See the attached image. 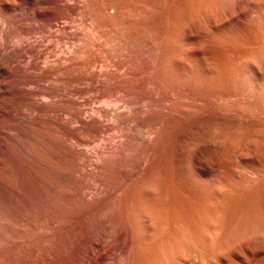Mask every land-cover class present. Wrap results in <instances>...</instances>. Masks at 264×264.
<instances>
[{
    "label": "bare ground",
    "instance_id": "bare-ground-1",
    "mask_svg": "<svg viewBox=\"0 0 264 264\" xmlns=\"http://www.w3.org/2000/svg\"><path fill=\"white\" fill-rule=\"evenodd\" d=\"M252 1L185 0L174 19L166 11L156 16L151 39L131 37L114 52H94L78 27L79 20L90 23L91 13L76 0H0V204L10 207L17 195L16 173L9 178L14 171L29 172L37 183L39 171L57 176L38 156L50 124L64 136L87 134L92 145L89 156L82 152L87 163L80 166L73 201L85 234L77 243L81 264H264L263 237L241 249L224 246L235 231L264 234V184L204 180L214 137L226 141L253 128V107L264 117V32L242 22ZM207 16L214 19L209 25L201 20ZM214 47L227 49L230 58L214 59ZM81 49L87 60L79 58ZM170 122L178 124L173 135ZM207 122H218L222 133L206 131ZM190 146L196 148L194 166ZM232 149L222 155L224 164H249ZM160 166L171 170L173 188L191 198L192 223L170 205L137 206Z\"/></svg>",
    "mask_w": 264,
    "mask_h": 264
},
{
    "label": "rangeland",
    "instance_id": "rangeland-1",
    "mask_svg": "<svg viewBox=\"0 0 264 264\" xmlns=\"http://www.w3.org/2000/svg\"><path fill=\"white\" fill-rule=\"evenodd\" d=\"M158 1L157 0H76V4H78L77 5L78 7L84 9L86 8L91 13L88 17L89 19L91 18L89 20L90 23H88V21L86 23L89 26H85L86 24H84L83 22L82 24L80 20L78 21V25L80 24L78 26L80 31L79 34L81 33L80 35L82 36H85V34L88 35V37L86 35L85 38L86 37L87 39L89 38L88 40H90L89 41L90 43L92 42L91 43L92 47L94 45L93 47L94 52H106V51L114 52L116 48L120 47V45L122 44L121 42L123 40L126 41V39L131 37L138 36L140 38L143 37L142 40H144V38L146 40H149L153 37L152 36L154 34L153 30L155 29L154 26H156V22L160 17L159 15H161L162 12L165 13L166 11L165 14L166 15L168 14L167 15L168 19H174V17L178 16V12H179L178 6L181 7V5L185 0H162L161 6H160V2ZM256 1L258 2L260 0H256ZM256 1H252V2L256 3ZM253 3H251L252 5L250 4L248 5V7L250 6L251 7L246 10L244 15L245 19L243 18L244 21L242 20V22H244V24L247 23V25L245 24L246 26L248 25L254 26V24L256 23L255 27L256 26L257 28L259 27V30L261 32H264V9H263L264 1H261V3L258 2V4L256 3L257 6L256 4L253 5ZM163 6H165L166 8H164ZM160 8L162 9L160 10ZM157 12L159 13L157 14ZM213 15L211 16L208 15V16L214 18ZM156 16H158V18ZM256 16L258 18H256ZM210 17H208L207 19L206 17H203L205 19L201 18V20H206V22L208 21L207 24L209 25V23H211L214 20V19L212 20V18ZM250 17L251 19L256 18L255 22L250 21L251 20L249 19ZM257 19L259 20L261 19V20L259 21ZM248 21H250V23ZM252 22L254 24H252ZM262 22L263 24L261 25L260 23ZM81 25L82 27H80ZM83 25L85 26V28ZM88 28H90V30ZM150 30H152V32ZM262 44L261 46H264V41ZM198 47L200 48V46ZM126 49L128 50V48ZM227 51L228 50L224 48L214 47L212 48V53L214 55L213 54L212 55L214 59L218 58L216 60H224V57L225 59H228L230 57ZM79 52H81V54H79V58L83 60H87L88 56L86 52H84V50ZM148 52L149 50L143 53H148ZM218 55H220V57ZM207 93L208 92H206L205 95ZM88 96H89L88 94L84 95L86 101L85 103L82 102L84 103L83 108L87 113L89 112L88 109H90L89 108L90 102L88 101ZM240 107H242L243 109L246 108L244 110H248V111L251 108V106L249 108L248 105H242V106L240 105ZM242 108L241 110H243ZM253 109L254 107L251 109L252 112L249 113V117L252 118L251 120L255 118L253 120L254 122L252 121L254 125L253 128H249V130L247 129L245 132L237 134V136H231L227 139L225 138L226 141H224V137L222 135L221 136L219 135L218 137H216L217 136L216 135L214 137L215 139L217 138L216 140H213L216 149L210 152L209 151L206 152L207 154L205 156V160H207L208 162L205 161L204 163L205 165H207V168L208 167L211 168V169L208 168V174L207 176L204 177L205 182L207 181V183H211V184L216 183L215 185L220 184L219 186L226 185L227 183L238 184L237 182H239V184H241L242 182L243 184L244 182L247 183V182H255V181L262 182L264 184V167H263L264 166V124H263V120H261L262 118L264 119V117L262 114H260L259 112ZM253 113L255 114V116ZM256 115H261V116H259L260 117L259 118ZM64 120L63 122L67 124L68 127L72 126L71 124H69L67 121ZM194 120H195L194 117L190 118L189 124H192ZM257 122H259L260 125H258ZM217 123L215 124L214 122L213 125L212 122L211 124L210 122H207V125L205 127L203 126V128H206V131L211 130V131L219 132V128H221V126L219 123H218L219 125ZM203 125H205V123ZM167 126H168L167 131L169 132L170 135H173L178 130L177 123L170 122L168 123ZM51 127L53 126L48 124L47 127L48 130L47 129L45 130L47 140L45 141L46 143L44 144V147L40 148L41 150L40 149L38 150L39 151L38 156L41 157V160L44 163L46 164L48 163V165H54V167H56L58 172L57 176L56 175L53 176V174H51L47 170L44 172L35 170L36 169L35 165L33 162L32 164L31 161H30V166L35 168L32 169H34L37 172L38 171L41 172V173L38 172L39 173L38 175H40L39 178H42L38 181V183L37 181L32 180L33 177L30 175L29 172L25 173V176L24 174L19 175V173L15 171L11 173L12 175L9 174L10 176H13V177H9L11 178V180L13 179L12 181H14L15 179L14 176L17 175L16 179L19 176L17 180L15 179V181L18 182L17 185L15 184L16 183L15 181L12 183H13V188L16 190L15 193H17L18 195V191L19 192L21 191L20 192L21 194L19 193V196H17L14 193V195L16 196L11 197V199L13 197L14 198L11 200L12 205H10V207L9 205L5 206L7 204H2V205L0 204V264H81V259L77 252V243L80 239H83L85 237V234L81 229L82 228L81 220L79 219L81 208L78 207L76 203L73 201H75V197H76L75 194L76 183L78 182L77 180L80 179L79 171L80 169L81 170L83 169L80 166L84 165L83 162L85 164L87 163V161L84 160L83 157L89 156L92 145L89 141H88L89 144L86 143L87 140L90 138L87 134H85L86 137L85 138L83 137L84 135H82V137L80 135L83 133L75 131L72 135L71 134L68 135L67 133H64L65 135H68V136H64L61 133L62 131H60L56 127L53 128ZM221 130L222 129H220V131ZM221 133L219 132L218 134ZM73 135L74 136L76 135V139L74 138ZM259 135H263L261 137L262 139L258 137ZM72 137L75 140V142L72 139ZM49 139L51 142L49 141ZM77 139H79L78 143H77ZM190 147L192 149L190 153L191 163L192 166H194L196 148L192 146ZM231 149L232 151L236 152L237 156L245 158L246 160L249 159L248 160L249 164L238 165V166L235 165L227 166L226 164H224V162L222 161V155H225L227 152H231ZM70 150L71 151L74 150V151L71 152ZM88 151L89 153H87ZM82 152H84V155L82 154ZM57 154L59 155V157ZM72 155L73 156L77 155V156L73 157ZM77 157L78 158L81 157L82 160L80 161L79 159L77 161L76 160ZM158 168L156 169L154 175L152 176L153 179L152 182L147 187L149 191L147 198L144 197V200L138 202L137 206L140 209H142V211L145 210L147 211L148 208L150 210H153L155 208H159V206L161 208H163L164 206L163 209H165L167 205H170L172 208L173 207L178 208L179 211L181 212L180 215L181 216L183 215L184 219L186 218L188 222L190 221L192 223L191 209H190L192 208L191 198L188 195L186 196V194H184L180 190L178 191L176 190V188H173L172 186L173 184H171L172 177H171L170 169L165 168L163 166L162 167L160 166ZM1 172L4 171L2 170ZM22 175H23V179L21 177ZM29 176H31L32 179H30L31 177ZM19 179L20 181H24V180L27 181L28 179L30 180L27 181V184L26 182H22L21 184ZM34 181L36 183H34ZM226 181L228 182L226 183ZM19 183L21 184L20 186ZM34 185L36 186V189ZM53 185L55 188L54 190L52 189ZM263 190L264 188H262V191ZM234 193L232 194L233 197L236 195V193L235 194ZM238 195L242 197V194L240 195L237 193L236 195L237 199L241 198L238 197ZM261 196L264 201V191L263 193L261 192ZM149 209L148 211H150ZM253 212H254V208H253ZM57 225L58 226L60 225V227H58ZM56 227H58L59 229ZM169 229L172 230L170 227ZM235 232L233 233L234 234L233 238H232L233 236L232 234L231 238H228L229 241L228 239L226 240L228 241V244H226L225 241L224 246H226V248H228L227 245H229L230 247L235 246L236 249H241L243 248V245H248L249 242L250 244L251 243L254 244L256 242L258 243L259 239H262L261 237L264 238V234L261 233L262 231L257 232L255 230L254 231L255 233H253V235L251 233L250 234L248 233L249 236L245 232V234L248 237L244 235L243 230L242 231L239 230Z\"/></svg>",
    "mask_w": 264,
    "mask_h": 264
}]
</instances>
